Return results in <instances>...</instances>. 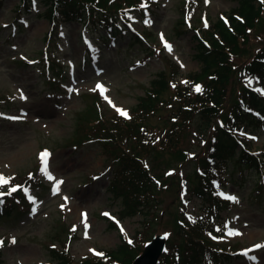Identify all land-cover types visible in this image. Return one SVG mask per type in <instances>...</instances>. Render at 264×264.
<instances>
[{
	"label": "rangeland",
	"instance_id": "obj_1",
	"mask_svg": "<svg viewBox=\"0 0 264 264\" xmlns=\"http://www.w3.org/2000/svg\"><path fill=\"white\" fill-rule=\"evenodd\" d=\"M186 1L159 0L157 6L153 1L151 7H143L148 0H124L114 9L117 11L96 13L95 20L63 22L50 40L44 0L31 1L29 8L21 0L4 1L0 8V174L10 178V183L0 186V193L21 186L17 192L25 197L11 215L0 214L1 264H57L53 247L63 248L61 241H66L73 228L78 236L70 240L69 248L75 262L94 254L90 250L116 249L122 235L132 238L148 230L146 223L150 229L147 238L165 230L168 235L173 232L170 245L177 244L182 238L176 216L183 219V215L204 222L209 219L214 230L207 236L241 248L237 259L224 264H264V249L243 254L264 244V169H242V175L238 161L229 160V168L222 173L227 182L223 193L237 197L238 203L228 199L219 207L195 195L192 189L202 167L200 161L209 147L204 140L209 128L204 129L201 119L182 138L184 154L174 153V149L155 150L157 153L152 151L145 159L158 167L153 172L169 188L158 190L156 205L135 216L123 214L121 197L113 193L117 160L108 157L93 137L98 119L117 117V109L134 112L155 79H161L163 71L171 73L169 59L182 67L181 83L188 74L202 71L196 34L183 22ZM199 1L190 11L195 25L204 24L206 12L216 20L221 12L228 13L238 5L236 0ZM127 9L131 10L124 12ZM110 28L119 35L106 34ZM165 42L172 46L171 51ZM251 46L255 54L264 46V19L250 39ZM248 53L238 58L239 65L250 58L251 51ZM172 94L167 89L164 98ZM99 102L103 104L99 106ZM169 111L161 110L147 122L154 130L157 126L168 130L173 120H180ZM229 113L223 112L222 117ZM90 118L93 124H88ZM84 126L88 127L85 132ZM250 137H256L253 149H260L264 128ZM45 150L51 154L47 173L40 158ZM48 174L55 179H48ZM32 175L45 186H26ZM57 181H63L58 191Z\"/></svg>",
	"mask_w": 264,
	"mask_h": 264
},
{
	"label": "trees",
	"instance_id": "obj_2",
	"mask_svg": "<svg viewBox=\"0 0 264 264\" xmlns=\"http://www.w3.org/2000/svg\"><path fill=\"white\" fill-rule=\"evenodd\" d=\"M2 1L0 0V6ZM236 1L237 7L226 13L227 17L219 16L213 21V27L205 31L207 34H196L199 44L197 55L203 68L201 72L189 76L187 85L176 84L179 67L172 63V72L167 74L163 71L159 77L161 79H155L151 90L135 108L131 118L117 115L112 119H98L95 123L90 118L88 124H95L93 137L103 145L108 157L115 162L117 160L118 167L111 185L113 193L121 197L125 216L139 214L156 205L159 199L157 192L163 186L158 185L150 175V169L155 167L157 170L158 167H148L145 159L152 151L157 153L159 150L174 149V153L184 154L181 141L195 119H201L206 126L204 129L212 124L217 125L215 129L212 128L208 138V155L200 161L202 167L196 175L193 192L199 197L218 204L220 193L217 180L222 171L227 169L231 158L238 161L241 170L262 171L264 168V147L260 151L251 149L250 142L235 131L249 120L253 130H258L264 117V95L251 89L244 77L240 76L238 81L236 75L239 72L246 77L252 74L264 76V49L258 55L253 53L254 47H248L255 29L264 19V0ZM123 2L124 0H44V5L47 6L45 17L51 24L48 36L54 37L63 21L86 23L95 20L96 13L117 11L114 9L122 6ZM107 32L115 34L111 28ZM249 51L250 58L244 60L248 65L239 67L238 58L246 57ZM197 85L202 91L195 90ZM167 89L173 90V94L165 99ZM238 93L239 97L235 98ZM258 109L260 112L257 113ZM161 110H170L172 117L179 115L180 120L172 118L173 122L168 130H161L159 126L154 130L147 121ZM223 112H230L225 120L221 118ZM87 128L83 127L84 132ZM158 131L164 138L156 139ZM19 196L17 192H12L5 198L0 196V214L11 215L18 206L16 200ZM184 220L182 223L181 218L176 216L175 222L180 228L179 233L181 232L178 235L182 240L164 254L159 264H199L208 259L221 264L222 261L231 260L230 252L221 251L210 238L204 236V230L197 225L196 218L193 222L187 217ZM67 241L69 236L66 241H61L66 246L65 249L56 248L53 252L58 264H131L142 253L144 244L139 238L132 243L123 238L118 248L103 252V256H89L77 263L70 254ZM2 254L0 251V262Z\"/></svg>",
	"mask_w": 264,
	"mask_h": 264
},
{
	"label": "snow or ice",
	"instance_id": "obj_3",
	"mask_svg": "<svg viewBox=\"0 0 264 264\" xmlns=\"http://www.w3.org/2000/svg\"><path fill=\"white\" fill-rule=\"evenodd\" d=\"M205 2L207 3L208 2V0H205ZM143 7H146L147 5L145 4V5H142ZM150 21H145V23H149ZM205 27H207V21L205 20ZM162 39H163V37H162ZM165 47L169 50V51H171V49H172V46L170 45V44H167V42H165ZM183 66V65H182ZM184 83H187L186 81L184 82ZM249 83H251V81L249 82ZM98 87H100L101 88V91L103 92V87L102 86H98ZM173 87H175V85H173ZM196 91H202V89H201V87L199 86V85H197L196 86V89H195ZM258 91H260L261 92V94H264V89H258ZM23 98V97H22ZM110 103H111V101H109ZM114 106V105H113ZM115 107V106H114ZM117 111H118V113L120 114V115H122V116H125V117H127L128 116V114H127V112L125 111V110H123V109H117ZM241 134H243V133H241ZM252 139H255V137H251ZM50 153L47 151V150H45L43 153H41V155H40V158H41V161H42V164H43V169H44V171L47 173V166H48V158L50 157ZM169 174H171V173H169ZM48 179H50V180H52V179H55L51 174H48ZM10 183V178H5L2 174H0V186H3V185H6V184H9ZM60 183H63V181H57L56 182V191H58V189H59V184ZM19 187H21V186H14V187H12L10 190H9V192L8 193H6V195H11L12 194V192H15V191H17L18 190V188ZM25 192H27V189H25ZM55 194V193H54ZM221 195H224L223 193H220ZM2 195H5V193H0V196H2ZM225 198H227V199H230V200H232L233 202H239L238 201V198L237 197H235V196H231V195H228V196H226ZM29 199L30 200H33V202H34V199L30 196L29 197ZM65 200H67V198H65ZM63 207V206H62ZM105 215H108L107 213H105ZM85 225H86V227H87V223H86V216H85ZM75 230V228H73V231ZM121 231H123V228L121 229ZM229 235H240V233L239 232H229L228 233ZM12 243H15V239L13 238V240H12ZM129 243H131V241H129ZM3 245V241H0V246H2ZM256 249H264V244H261V245H254L253 246V249H248V250H245V252L243 253L244 255H248V252H250V251H253V250H256ZM90 251H93L94 252V254L95 255H97V256H103V253H99V252H95V250H90ZM253 259H255V257H253Z\"/></svg>",
	"mask_w": 264,
	"mask_h": 264
},
{
	"label": "water",
	"instance_id": "obj_4",
	"mask_svg": "<svg viewBox=\"0 0 264 264\" xmlns=\"http://www.w3.org/2000/svg\"><path fill=\"white\" fill-rule=\"evenodd\" d=\"M166 243L164 236H157L146 248L145 252L136 259L134 264H157Z\"/></svg>",
	"mask_w": 264,
	"mask_h": 264
}]
</instances>
